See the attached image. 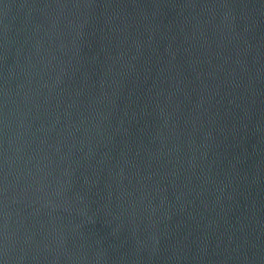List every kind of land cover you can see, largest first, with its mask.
Listing matches in <instances>:
<instances>
[{
	"label": "water",
	"instance_id": "obj_1",
	"mask_svg": "<svg viewBox=\"0 0 264 264\" xmlns=\"http://www.w3.org/2000/svg\"><path fill=\"white\" fill-rule=\"evenodd\" d=\"M0 264H264V0H0Z\"/></svg>",
	"mask_w": 264,
	"mask_h": 264
}]
</instances>
